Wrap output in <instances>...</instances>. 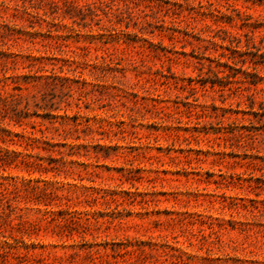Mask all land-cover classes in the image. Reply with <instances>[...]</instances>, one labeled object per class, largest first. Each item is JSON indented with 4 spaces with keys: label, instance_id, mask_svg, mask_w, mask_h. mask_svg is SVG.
Returning <instances> with one entry per match:
<instances>
[{
    "label": "rangeland",
    "instance_id": "obj_1",
    "mask_svg": "<svg viewBox=\"0 0 264 264\" xmlns=\"http://www.w3.org/2000/svg\"><path fill=\"white\" fill-rule=\"evenodd\" d=\"M227 2L264 17V0H0V93L29 101L18 124L0 115V148L59 166L0 167L18 184L0 202V264H264V70L256 87L216 79L228 40L201 13ZM38 65L71 80L13 77ZM23 131L66 143L65 165Z\"/></svg>",
    "mask_w": 264,
    "mask_h": 264
},
{
    "label": "trees",
    "instance_id": "obj_2",
    "mask_svg": "<svg viewBox=\"0 0 264 264\" xmlns=\"http://www.w3.org/2000/svg\"><path fill=\"white\" fill-rule=\"evenodd\" d=\"M227 6L229 7L226 9L227 12H222L217 8L213 9L212 11H209L208 13L201 12L202 15L204 16L209 15V17L211 18V20L215 25L214 29L211 28V25H205L206 28L212 30L214 34H218L220 32L223 33L224 37L222 39L228 40L227 45L220 46L222 50H225L228 53L221 52L220 54H218V56L224 58L225 61L217 64V67H223L227 69L228 73H226L224 70H219L216 72L214 71L216 74L215 77L220 81L222 79L224 80V79H229L231 77H235L236 73L241 72L244 76L243 77L245 80L244 82L248 86L256 87L258 84L261 83V81H263V78L259 75L257 69L259 68L264 70V51L262 50L263 49L262 41H264V17H260L257 20H253L252 22H249L251 17L250 16L243 17V13L239 9H237L234 6V4L227 2ZM78 10L80 11V9ZM72 11H74L72 8L67 7L63 12L64 13L63 17L67 16L69 19L72 20V23H75L76 20L74 19L75 16L73 15ZM232 23H235V25L239 29H246L247 32L245 34L231 33L225 28V25ZM63 26L67 27V25H63ZM255 32H258L259 37L261 38V40L259 41V45H257L254 42L253 36ZM241 36L245 37L244 49H241V45H240ZM2 56L9 59L11 58L13 62L15 61V57H17V55L10 56V54H5V53H3ZM25 57L29 62H32L30 66L34 65L33 64L34 62H41V58L31 57L30 55H27ZM46 59L51 60V58L48 56ZM248 62L251 64L250 71L243 69L244 65ZM238 64H240L239 67ZM52 66L55 67L54 64H52ZM46 71L47 70H44L43 66L38 65L36 69L33 71L30 69L28 73L21 75L15 74L13 77L16 78V81H19L20 78L26 80L31 79L33 81H42L45 86H48L52 82H58L60 84H63L64 82H68L71 80L67 76V74L63 73L62 70H59L58 73L56 72L55 68H51V70H49V74H43L46 73ZM211 71L213 72V70ZM218 73H223V76L218 77L217 76ZM195 83L196 82L190 80L188 82L189 89L194 90ZM205 83L206 82H201V85L202 84L204 85ZM214 83L216 82H211V87L214 85ZM218 85L224 86V84L222 83H219ZM14 89L20 90L21 88L15 87ZM20 100H22V96L20 94L0 93V115H3V117L9 116L17 124L20 123L22 119H26L28 117L29 101L26 98L22 110L18 112L17 108L22 103V101ZM259 109L262 112H264L263 102L259 103ZM10 113H13L15 116L14 117L10 116ZM49 118L52 119L53 117H48V119ZM9 134L12 133L9 132L8 136ZM13 136L24 139L26 148L34 149L41 147L43 151L56 152L59 155V161H61V165H65V158H64L65 151L60 149L55 150V147L65 148L67 146L66 143L49 144L48 141L43 138V136L37 137L34 133L27 131H23L22 133H13ZM75 139H79V137L77 136ZM42 144L46 145L47 147L40 146ZM79 146L80 145L78 144L69 145L68 149L69 151H72L74 148H79ZM31 157L32 155L30 152L23 154L16 150H8L7 148L5 149L0 148V167L4 169L6 167H10L11 165L17 166L16 159H19V163L21 165H24L25 167H34L33 169H36V171H40V170L59 171V166L57 165L58 159L49 157V161H48L49 167L47 168L43 164L31 160ZM7 178L11 179L13 182L12 183L4 182L5 180H7ZM15 179L16 178L12 176L0 177V202L11 204V202L13 201L14 197L12 196V194L18 191V184ZM52 193L53 192H48V194L46 193L44 194L49 197ZM0 256H2L1 250H0Z\"/></svg>",
    "mask_w": 264,
    "mask_h": 264
}]
</instances>
